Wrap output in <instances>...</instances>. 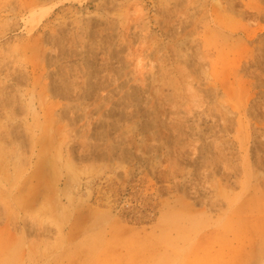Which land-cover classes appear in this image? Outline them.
Wrapping results in <instances>:
<instances>
[{
	"label": "rangeland",
	"instance_id": "1",
	"mask_svg": "<svg viewBox=\"0 0 264 264\" xmlns=\"http://www.w3.org/2000/svg\"><path fill=\"white\" fill-rule=\"evenodd\" d=\"M0 264H264V0H0Z\"/></svg>",
	"mask_w": 264,
	"mask_h": 264
},
{
	"label": "bare ground",
	"instance_id": "2",
	"mask_svg": "<svg viewBox=\"0 0 264 264\" xmlns=\"http://www.w3.org/2000/svg\"><path fill=\"white\" fill-rule=\"evenodd\" d=\"M35 3H37V0H32V4H35Z\"/></svg>",
	"mask_w": 264,
	"mask_h": 264
}]
</instances>
